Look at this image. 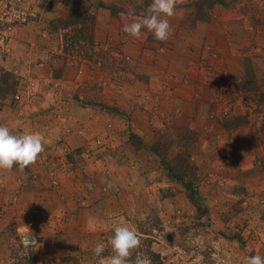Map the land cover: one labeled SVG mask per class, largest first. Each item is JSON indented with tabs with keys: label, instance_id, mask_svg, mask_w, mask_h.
<instances>
[{
	"label": "rangeland",
	"instance_id": "1",
	"mask_svg": "<svg viewBox=\"0 0 264 264\" xmlns=\"http://www.w3.org/2000/svg\"><path fill=\"white\" fill-rule=\"evenodd\" d=\"M150 3L0 0V125L45 137L35 164L59 156L50 153L55 78L68 62L92 67L101 79L96 98L119 113L127 156L136 152L147 162L122 167L123 189L115 191L122 197L94 204L96 214L71 220L47 208L12 216L0 207V264H27L28 249L38 264H99L93 248L103 242L102 256L112 254L107 242L116 224L141 239L133 261L138 254L151 264H246L249 256L264 257V164L233 161V143L243 144L235 135L252 138L264 126V0H177L167 42L146 29L139 38L124 33L125 20L142 19ZM83 76L75 74L81 107L92 90ZM89 130L84 121L76 124L83 144L65 154L87 177L81 162L90 157L77 153L109 138ZM23 171L28 167L16 168ZM34 236L36 243H24Z\"/></svg>",
	"mask_w": 264,
	"mask_h": 264
},
{
	"label": "crops",
	"instance_id": "2",
	"mask_svg": "<svg viewBox=\"0 0 264 264\" xmlns=\"http://www.w3.org/2000/svg\"><path fill=\"white\" fill-rule=\"evenodd\" d=\"M55 53L59 54L61 50L57 47ZM77 67L68 62L64 67L63 76L55 78V128L52 127L55 141L52 143L54 149L50 150V153L55 150L53 153L59 156L53 161H46V164L43 162L47 156H43L40 164L29 166V171H23L21 175L16 172V168L19 169L18 166H14L12 170H0V207L9 210L10 213L14 211L12 216L23 211L32 214L34 211L41 209L44 211L47 208L53 209L55 215H67L71 220L84 214H96L95 207L97 205L116 201L122 197L115 191L117 188L123 189L124 180L117 178L125 164H147L136 152L127 156L128 150L124 140L126 134L122 131L123 126L120 124L119 113H112L104 109L108 100L102 98V95L100 98H96L95 93L100 89L95 85L99 86L98 83L101 82V79L95 77L92 67L88 65H81L80 69ZM78 71L84 73L83 81L80 80L82 84L87 82L85 86L89 84L88 88L92 89L90 95L85 96L84 107H81L74 99L76 98V87L79 85L76 84V81L80 75L76 77L77 79L75 78ZM82 121L89 126L93 135L100 137L109 135L108 140H104L107 145L97 148L92 145L91 148L95 150L91 151L90 148H86L82 151L83 153H77L78 156L84 154L90 157L81 162V165L86 164L83 171L87 173L88 177L80 173L81 169L77 163H72L65 156L66 153L83 144L84 139L75 133L76 124ZM112 122L114 127L111 129L108 124ZM45 124L42 126L44 127ZM259 129V132H252V138L251 136L246 138L239 134L235 135V140L243 139V144H239L238 140L233 143L237 148L233 158V161L237 162L236 164H264V126ZM135 130L145 133L143 128L137 127ZM47 131L44 128L43 132ZM52 132L50 130V133ZM108 146L110 147L108 148ZM242 152L245 153L244 158ZM32 168L37 172L31 174ZM100 170L107 173L99 174ZM100 175L105 178L99 179ZM250 179V182L253 183L258 180ZM106 182H111L113 187L108 188ZM261 183L264 184V179ZM67 202L73 205L72 208H66ZM83 204L91 207L83 208L81 206ZM102 214L109 216L105 210ZM4 250V246L0 243V260L3 258Z\"/></svg>",
	"mask_w": 264,
	"mask_h": 264
},
{
	"label": "clouds",
	"instance_id": "3",
	"mask_svg": "<svg viewBox=\"0 0 264 264\" xmlns=\"http://www.w3.org/2000/svg\"><path fill=\"white\" fill-rule=\"evenodd\" d=\"M176 4L177 0H151L147 14L140 20H125L122 31L139 38L142 29H146L156 40L167 42L174 32L169 18L175 14ZM134 14V8L128 9V16ZM45 143V137L40 133L14 134L7 125H0V170H12L14 166L24 170L34 165L44 152ZM106 183L108 188L113 187L111 182ZM107 243L112 253L109 256H102L106 250L105 243L97 242L93 248V254L100 258L99 264H151L148 257L139 254L134 261L131 259L133 252L141 246V239L132 227L116 224L114 235ZM246 264H264V257L259 254L249 256Z\"/></svg>",
	"mask_w": 264,
	"mask_h": 264
},
{
	"label": "trees",
	"instance_id": "4",
	"mask_svg": "<svg viewBox=\"0 0 264 264\" xmlns=\"http://www.w3.org/2000/svg\"><path fill=\"white\" fill-rule=\"evenodd\" d=\"M22 259L27 260V264H38L37 253L36 251L31 250V249H28L27 254Z\"/></svg>",
	"mask_w": 264,
	"mask_h": 264
},
{
	"label": "built area",
	"instance_id": "5",
	"mask_svg": "<svg viewBox=\"0 0 264 264\" xmlns=\"http://www.w3.org/2000/svg\"><path fill=\"white\" fill-rule=\"evenodd\" d=\"M36 242H37V237L36 236L32 237L31 239H25L24 240V243H29V244H34Z\"/></svg>",
	"mask_w": 264,
	"mask_h": 264
}]
</instances>
